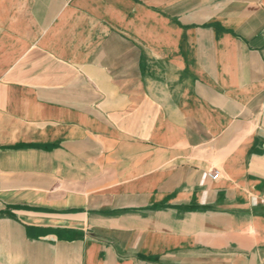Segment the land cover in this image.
<instances>
[{
    "label": "crops",
    "instance_id": "obj_1",
    "mask_svg": "<svg viewBox=\"0 0 264 264\" xmlns=\"http://www.w3.org/2000/svg\"><path fill=\"white\" fill-rule=\"evenodd\" d=\"M0 264H264V0H0Z\"/></svg>",
    "mask_w": 264,
    "mask_h": 264
},
{
    "label": "built area",
    "instance_id": "obj_2",
    "mask_svg": "<svg viewBox=\"0 0 264 264\" xmlns=\"http://www.w3.org/2000/svg\"><path fill=\"white\" fill-rule=\"evenodd\" d=\"M210 176H211L212 178H217V177H218V173H217V172H214V173L210 174Z\"/></svg>",
    "mask_w": 264,
    "mask_h": 264
}]
</instances>
